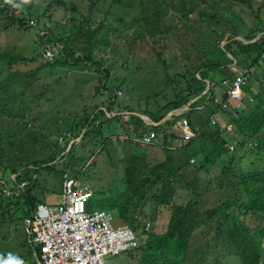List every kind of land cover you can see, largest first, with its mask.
Returning <instances> with one entry per match:
<instances>
[{
	"label": "trees",
	"instance_id": "16d2710c",
	"mask_svg": "<svg viewBox=\"0 0 264 264\" xmlns=\"http://www.w3.org/2000/svg\"><path fill=\"white\" fill-rule=\"evenodd\" d=\"M0 2H2L0 27L6 31L16 26L26 32L35 26L37 21L47 20L50 26L46 29L51 31L50 35L53 36L55 43L59 44L64 55L72 60L82 57V54L77 55V50H86L90 54L100 47L114 50L112 41L115 38L126 40L124 49L130 52L138 40H144L151 49L153 55L151 57L156 63L164 65L165 70V75L160 81L153 76L149 77L150 83L161 86L164 103L151 110L139 106L137 111L128 109L129 106L122 108L123 101L117 100V94L121 92L112 90L116 85L107 89L100 83L95 93L102 91L104 93L108 90V105L103 106L101 103L92 107H82L76 114L69 116L70 120L68 123L65 122L67 128L59 124L60 128L52 141L47 135L28 128H20L16 116L0 114V174H2L0 179L5 182V185L0 184V195L6 199L5 206L2 204L3 199H0L1 217L6 209L19 206L17 209L23 211L24 221L38 204L47 205L43 202L42 191L40 194L35 191L39 184L36 174L40 169H46L51 173L55 165L62 164L63 169L58 174L61 191L63 176L67 175L73 179L83 176L74 167L82 165L84 171L85 165L94 156L80 158L78 153L80 147L83 148L89 143L98 150V153L111 160V154L116 151L115 146L121 144L123 154L121 163H128L127 169L130 172L126 173L127 176L120 182L127 189L131 186V192L134 190L135 195L143 191L137 194L136 202L132 199L134 220L138 216L148 220L149 227L152 224L148 232L151 239L142 246L138 245L135 249L129 250L131 259L143 250L141 262L150 264V260L157 255L150 253L146 245L155 239L161 255L159 256L161 264H172L169 251L162 245L175 239L185 246L184 264H205L207 260L210 264H221L219 256L215 252L213 254V248L210 247L208 240L210 235L214 238L223 237L229 242L232 250L238 244V237L244 239L247 234L244 229L259 230L261 236L264 235V84L259 91L242 85L244 92H251L249 96L253 102L249 104L247 101L244 102L245 109L242 110L241 99L239 107L231 108L232 120L225 125L210 124L209 117L213 114V109L221 110V107L214 100V96L206 100L205 96L201 95L206 87L207 89L211 87L212 76L221 75L222 82L229 77L226 70L233 66L240 67L241 76H246L245 80L255 77L260 83L264 81L261 62L264 56L262 54L264 29L258 19L264 7L263 0L255 11L251 0H137L140 10L132 17L131 20H134L132 22H126L120 15L113 17L116 13L111 10V6L119 4L120 0H112L107 4L104 0H0ZM229 9L236 11L243 23L250 22L248 33L240 36L242 41L238 39L241 26L221 15ZM51 10L61 11L63 18L59 23L50 21ZM194 12L197 13L196 20L188 19ZM97 14L100 17L95 19L94 16ZM126 26H129L131 31H126L122 35L120 28ZM201 33L213 45L220 44L223 38L226 42L221 49L218 47L207 56L196 44ZM50 35H46L48 43L51 42ZM258 35L259 38L256 39ZM235 49L239 51L240 60L232 56ZM170 50L178 63L172 70L165 59V54ZM177 52L180 53L179 57L176 56ZM12 53L9 56L0 55V64H31L29 60H34V58L27 60L21 55L16 56L14 50ZM226 54L233 57L234 64H231L230 58L227 60ZM36 59L46 61L40 55H37ZM86 61L88 64L93 63L90 59ZM146 61L151 65L156 64L148 58ZM46 64L49 67L57 66L53 61L51 64L43 63L39 68ZM250 69H253L251 73H245V70ZM99 72H104V80L108 79L105 69L101 67ZM5 77L9 81V78ZM7 84L0 86L1 110ZM28 85L29 83H26V86ZM207 93H210V89ZM225 97L223 93L221 99ZM221 99L217 101L220 102ZM186 105L187 109L179 115L172 114ZM112 112L116 115L110 116ZM122 112H126L127 115H124L129 116L133 123L123 121L120 114ZM132 112L138 113L140 117ZM170 112L172 115L164 120ZM193 114L198 115L197 127L187 119ZM182 118L195 133V137L190 141H183L173 132V124ZM145 121L152 122L153 125H148ZM227 125L231 126V133L227 131ZM151 130L155 133V142L153 145L144 146L143 151L146 147L158 151L160 155L155 160H150L146 152H141L140 155L139 152H135L137 148L130 146L131 137L139 140ZM121 132L126 138L115 140L117 144L113 145L111 137ZM80 134L79 141L71 142L73 137ZM198 135L208 136L211 146L204 153L201 162L194 160L190 163L192 157L186 153V148L198 138ZM222 174L226 177L221 176ZM11 176H14L15 181L10 179ZM219 177L221 178L218 179ZM204 179H208L209 183L213 181L216 183L218 192L213 196L216 206L206 207L208 200L205 193L210 191V186L202 187ZM137 182L140 185L137 186ZM10 183L18 185L22 183L24 186L18 187V194L3 192L4 186ZM155 229H159L160 233L156 234ZM30 246L29 255L33 254L35 259L33 264H37L35 253L37 254L38 247L34 248L31 243ZM235 250L241 257V264H264V256L259 259L254 244L246 242L241 249Z\"/></svg>",
	"mask_w": 264,
	"mask_h": 264
},
{
	"label": "rangeland",
	"instance_id": "374dc122",
	"mask_svg": "<svg viewBox=\"0 0 264 264\" xmlns=\"http://www.w3.org/2000/svg\"><path fill=\"white\" fill-rule=\"evenodd\" d=\"M111 1L112 0H104L105 4ZM260 1L262 0H251L254 11L257 10ZM0 4H2V2H0ZM111 10L116 13L113 14V17L120 15L124 17L126 22H132L134 21L131 20L132 17L136 15L140 7L137 5V0H120L119 4L111 6ZM49 14L51 22L59 23L63 18L60 10H51ZM221 15L234 22V24L241 26V34H239L238 39H241L242 37L240 36H244L248 33L250 22L243 23L242 19L239 17L240 15H238L236 11L232 9L225 10V14ZM99 17V14L94 16L95 19ZM30 18H28V20H31ZM196 18L197 13L194 12L188 19L196 20ZM258 19L260 20L261 27L264 29V7ZM169 23L170 20L167 21V24ZM179 25L181 26V24ZM48 26H50V23L47 20L44 22L39 20L35 26L30 27L26 32L19 30L16 26L6 31L0 27V55H12V50H14L16 56L21 55L27 60H29V58H34L33 61L29 60L31 64H0V86L1 84L8 83L3 93V109H0V114L5 116H16L15 119L19 122L20 128H28L42 133L43 135H47L49 136V140L52 141L55 135H57V130L60 128L59 124L67 128L66 123L70 120L69 116L71 117L73 114H76L82 107H92L101 103L103 106L108 105V90L104 93L103 91L95 93V89L100 83L101 86L104 85L107 89L116 85L112 90L121 92L117 94V100L123 101L121 104L122 108L124 106H129L128 109L137 111L139 106L151 110L156 108L158 104L164 103L165 98L162 94L161 86L149 82V77L151 78V76L158 81L163 78L165 75L164 65L155 62L154 58L151 57L153 56L151 49L144 40H138L135 45H133L132 51L130 52L128 49H124L126 40L123 41L121 38H115L112 41L115 47L114 50L110 48L102 49V47H100L91 54L87 53L86 50H77V55L82 54V57L78 60H72L68 56H65L59 44L55 43L53 36L50 35L51 31L46 29ZM120 31L123 32V35L124 32L131 31V28H129V26L121 27ZM47 34L50 35V43L46 41ZM199 38L200 40L196 41V44L207 56L215 52L218 47L221 49L226 42V39L223 38L220 44L213 45L202 33ZM10 47H14L15 49H10ZM44 49H49L52 52V59L50 61L46 60L42 62L43 60L36 59L37 55L41 56ZM96 51L99 53H96ZM43 54H45L44 51L41 57L45 60ZM179 55L180 53L177 52L176 56L179 57ZM181 55L183 56L184 53H181ZM238 55L239 51L235 49L232 56L237 57L236 60H240ZM226 56L227 60L230 58L232 60L231 64H234L233 57L227 54ZM147 58L154 61L156 64H149L146 61ZM85 59H90L93 63L88 64ZM165 59L167 63H169L168 65L171 66L170 70H172L174 65L178 64L173 58L172 50L165 54ZM53 61H55L57 66L49 67L48 64H46L39 68V65L43 63L51 64ZM180 61H182V57ZM261 62L262 68L264 69V56ZM101 67L107 71L108 79L106 80L103 78L104 72H99ZM29 71H31V73ZM226 72L229 74V77H226L228 82L225 85H223V81L221 82V75L212 76L213 82L211 83V87L204 90L201 94L205 96L206 100L208 98H213L215 91L218 92L219 95L223 94V92L225 93L227 88L230 87L232 80L238 79L241 76L240 67L235 68V66H233V68L227 69ZM5 76L9 78V81ZM13 79H15V82H13ZM26 83H29V85L26 86ZM263 84L264 81L260 83L259 80L253 77L251 80H245L243 85L255 91H259L262 90ZM207 85H209V83ZM209 89L210 93H207ZM243 92L244 91H242L241 97L242 110L245 109L244 102L247 101L248 104L253 102L249 96L251 92ZM219 106L221 110L213 109V114L209 122L216 125H225L226 122L232 120L233 110H231V108L234 107V103L225 97L220 100ZM132 113L140 117L138 113ZM120 114L122 115L123 121L133 123V120L129 116L124 115L126 112ZM172 114L175 115L176 113ZM109 115L114 116V113L112 112ZM170 116L171 115H169L168 118ZM197 117V114H193L187 119L193 122L197 127L199 125ZM138 127H140L139 124ZM227 131L231 133L230 130L227 129ZM122 134V132L118 135L112 134L111 141L113 145L117 144L115 140L119 141V139L126 138L124 136L125 134ZM80 136L81 134L73 137L71 142L79 141L78 138ZM131 140L130 146L137 148L135 152H139L140 155L142 154L141 152H146L150 160H155L159 157V152L154 149L146 147L143 151L144 147L138 143L137 138L131 137ZM223 140H225L224 137ZM226 140L228 141L229 139L226 138ZM120 146L122 145L120 144ZM120 146H115L116 151L111 154V160L105 158L104 154L98 153V150L89 145V143H86L83 148L80 147L78 149L80 158L82 156H94L85 165L84 171L82 165L74 167V169L80 171V174L83 175L75 179L79 185L87 186L91 191V196L85 203V210H103L110 212L113 217L111 224L120 225L126 223L125 225L133 231L138 245L142 246L143 243L145 244L151 239L148 232H150L152 224L147 230H144V223L149 221L138 216H136L134 220L132 199L136 202L137 194L143 191L135 195L134 190L131 192V186L127 189V187L120 182V180L127 176L126 173L130 172V170L127 169L129 164L121 163L123 154ZM210 146V139L208 136L198 135V138L187 146L186 153L192 157L190 161L193 162L195 160L201 162L204 158V153H206ZM229 148L232 150V147L229 146ZM62 169V164L58 163V166L55 165L53 167L51 173L46 169H40L36 174L39 184L35 187V191L38 194L42 191L43 202L47 203V205L57 202L60 194L58 174ZM221 176L226 177L224 174ZM1 177L2 174H0V178ZM220 178L221 177L218 179ZM10 179L15 181L14 176H11ZM0 184L5 185V182L0 179ZM138 185H140L139 182H137V186ZM207 185L210 186V191L205 193V197L208 200L206 207L216 206L217 204L213 197L214 194L218 192L216 183L215 181L209 183L208 179H204L202 187ZM23 186L24 184L22 183L19 185L10 183V185L4 186L3 192L5 191L8 194L15 192L18 194V187L20 188ZM0 199H3L2 204L5 206L6 199L1 195ZM18 207L19 206H12L9 210L6 209L2 217L0 215V264H33L35 260L33 254L31 256L29 255V253H31L30 243L34 248H37V244L33 241H29L25 234L24 221H22L23 211L17 209ZM12 210H14V212H12ZM244 232L247 234L244 239L241 236L238 237V244L235 245V248L241 249L242 245L246 242H249L251 245L254 244L260 259L264 256V235L261 236L259 230L254 229H244ZM155 233L159 234L160 230L155 229ZM208 240H210V247L212 246L213 248V254L215 252L219 256L221 264H241V257L238 252L235 248L232 250L229 242L223 239V237L214 238L210 235ZM194 241H197V237L194 238ZM146 246L150 253L157 255L154 259L150 260V264H161L162 260L159 258L161 255L159 254L155 239H152ZM162 246L169 251V258L172 264H184L185 246L180 243V241L171 239ZM142 255L143 250L138 256L135 258L132 257L131 259L129 250H126L116 255L107 254L104 256V260L106 264H135L136 261L138 264H142ZM37 264L39 263L37 262ZM205 264H210V261L207 260Z\"/></svg>",
	"mask_w": 264,
	"mask_h": 264
},
{
	"label": "built area",
	"instance_id": "2783aa9c",
	"mask_svg": "<svg viewBox=\"0 0 264 264\" xmlns=\"http://www.w3.org/2000/svg\"><path fill=\"white\" fill-rule=\"evenodd\" d=\"M43 57L49 59L52 54L45 52ZM252 71L245 70V73ZM245 77L232 80L225 91L235 107V100L238 103L241 100ZM227 82L223 80L224 85ZM179 114L176 112V115ZM226 128L230 130L231 126L227 125ZM173 129L183 141H190L195 136L183 118L175 121ZM154 142V131H149L138 140L143 146L153 145ZM90 196L91 191L87 186L79 185L75 179L64 175L57 204L51 207L38 204L34 212L24 219L25 234L29 241L37 244L35 256L39 264H106L105 255H116L138 246L133 231L127 225L111 224L113 217L110 212L85 210ZM148 228L149 223L146 222L144 230Z\"/></svg>",
	"mask_w": 264,
	"mask_h": 264
},
{
	"label": "crops",
	"instance_id": "0c3cea01",
	"mask_svg": "<svg viewBox=\"0 0 264 264\" xmlns=\"http://www.w3.org/2000/svg\"><path fill=\"white\" fill-rule=\"evenodd\" d=\"M221 96H222V94L219 95V93L215 91V93H214V97H215L216 100L221 99ZM217 98H219V99H217ZM145 123L148 124V125H153L151 122H146V121H145ZM151 131H153V130H151ZM173 132H174V129H173ZM120 136H121V135H120ZM118 139H119V137H118ZM114 140H115V139H114ZM120 140H122V139H120ZM120 140H119V141H120ZM130 141L132 142V140H130ZM121 142H122V141H121ZM107 212H108V211H107Z\"/></svg>",
	"mask_w": 264,
	"mask_h": 264
},
{
	"label": "bare ground",
	"instance_id": "6f19581e",
	"mask_svg": "<svg viewBox=\"0 0 264 264\" xmlns=\"http://www.w3.org/2000/svg\"><path fill=\"white\" fill-rule=\"evenodd\" d=\"M31 25H34V23H31ZM43 51H44V52H49L50 54H52V52H51L49 49H45V50H43ZM43 51H42V53H43ZM42 53H41V56H42ZM51 59H52V57L49 58V59H45V60L50 61ZM235 101H236V107H239L240 104L238 103V100L236 99ZM210 124L212 125V123H210Z\"/></svg>",
	"mask_w": 264,
	"mask_h": 264
},
{
	"label": "water",
	"instance_id": "95a60500",
	"mask_svg": "<svg viewBox=\"0 0 264 264\" xmlns=\"http://www.w3.org/2000/svg\"><path fill=\"white\" fill-rule=\"evenodd\" d=\"M259 35H260V34H259ZM259 35L256 37V39L259 38ZM256 39H255V40H256ZM239 40L242 41V39H239ZM243 42H245V41H243ZM245 43H249V42H245ZM206 89H207V87H206ZM187 106H188V105H186L185 107L179 109V111H183V110L187 109ZM170 113H171V112H170ZM170 113L165 117V119L168 118V116L170 115ZM151 123H152V122H151ZM69 147H70V145H69ZM69 147H68V149H69ZM48 165H49V164H48ZM45 166H46V165H45Z\"/></svg>",
	"mask_w": 264,
	"mask_h": 264
},
{
	"label": "clouds",
	"instance_id": "9594fccd",
	"mask_svg": "<svg viewBox=\"0 0 264 264\" xmlns=\"http://www.w3.org/2000/svg\"><path fill=\"white\" fill-rule=\"evenodd\" d=\"M176 112L181 113L182 111L175 110L173 113H176ZM114 115H116V114L114 113ZM171 115H172V114H171ZM175 115H176V114H175ZM191 131H192V130H191ZM192 132H193V131H192ZM193 133H194V132H193ZM194 134H195V133H194ZM194 137H195V136H194ZM194 137H193V138H194ZM139 144H140V143H139ZM143 147H144V146H143ZM192 163H193V162H192ZM145 224H146V222H145ZM145 224H144V225H145Z\"/></svg>",
	"mask_w": 264,
	"mask_h": 264
}]
</instances>
